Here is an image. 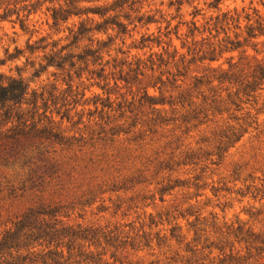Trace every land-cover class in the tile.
<instances>
[{
	"label": "trees",
	"instance_id": "1",
	"mask_svg": "<svg viewBox=\"0 0 264 264\" xmlns=\"http://www.w3.org/2000/svg\"><path fill=\"white\" fill-rule=\"evenodd\" d=\"M146 1L112 0L99 5L96 3L100 0H0V23H18L25 32L29 17L49 3L46 11L50 14V29L58 33L64 27L68 32L65 44H59L62 39L51 42L45 37L33 42L28 39L25 50L17 47L14 53L6 50V58L0 60V66H3L7 61L28 54L26 62L34 57L30 61L33 77L52 68V76H61L66 85L57 97L44 90H31L20 76L0 72V166H17L41 186L47 181L69 178L76 168L74 164L82 160L78 155L83 148H105L121 135H131L129 140L137 141L169 126L188 136L212 122L209 118L219 117L221 124L218 120L212 122L215 124L212 140L202 137L196 142L211 147L212 151L192 148L190 143L184 145L181 136H175L170 144L175 145L177 154L172 152L151 161L156 174L168 173L165 183L163 180L156 191L161 202L164 195L175 189H193L195 197L201 196L198 192L208 186L201 184L202 174L210 166H218L229 149L250 129L256 130L260 126L258 117L264 107V60L250 57L248 49L258 53V46L264 44L258 41L264 37V17L255 8L223 12L221 6L230 0H211L207 6L217 14L205 22L202 30L195 20L199 15L195 10L190 22L180 21L172 29L171 23L166 22L163 34L166 41L158 28L159 36L143 34L137 43L132 39L130 25L135 28L138 24L159 23L155 15L141 13ZM193 1L176 0L168 7H175L179 12L184 4ZM260 3L264 6V0ZM19 4L23 6L17 9ZM13 15L15 20H11ZM73 18L79 20L70 23ZM183 26L187 31L181 48L186 49L187 55L178 52L171 38L174 35L180 40L179 31ZM230 26L237 31L233 38L229 36ZM205 32L213 41L203 38ZM220 33L224 37L218 40ZM125 36L132 39V46L127 51L114 48L115 39ZM199 36L201 39L197 40ZM124 43L123 39L121 44ZM153 45L162 52H153ZM131 49H148V56L142 59L137 54L131 55ZM235 51L239 52L238 61L231 63L234 58L229 57L228 69L209 66L206 74L194 76L189 84H185L188 67L193 63L210 64L224 53ZM39 53L41 57L37 56ZM118 55L124 58L119 59ZM186 56L190 57L186 59ZM248 58L253 61L244 63ZM83 78L89 87H97L106 93L105 99L99 95H93L92 101L85 99V90H80ZM75 79L79 84H73ZM122 83L137 88V95L130 103L111 100V91L120 90ZM149 89H154L158 96L149 94ZM52 91L56 89L52 87ZM45 95H48L47 99ZM261 100L263 107H258ZM49 101L53 110H49ZM89 102L94 111H76L78 106L89 105ZM134 104L147 110L142 119L134 114L135 108H131ZM246 106L254 110V115ZM224 115L226 118L222 119ZM64 122L72 127L83 125L87 137L84 133L67 135L61 129ZM179 168H189L186 174L197 170L199 173L193 175L192 182L171 180L170 174ZM126 183L133 185L140 180L133 178ZM113 189L126 190L125 186ZM211 191L217 193L218 189L212 186ZM236 193L241 198L256 199L260 193L264 197V181L238 189ZM69 208L46 203L31 207L16 218L0 233V264H161L159 261L133 262L126 256L121 259L118 253L122 254L128 248H160L167 243H175L194 261H207L208 264H250L261 260L264 254L263 233L238 221L219 223L212 213L206 217L199 211H192L193 207L156 215L150 213L149 230L165 224L168 228L158 230L153 236L142 231L141 235L133 237L124 235L118 228L71 224L66 211ZM179 220L185 221V229Z\"/></svg>",
	"mask_w": 264,
	"mask_h": 264
},
{
	"label": "rangeland",
	"instance_id": "2",
	"mask_svg": "<svg viewBox=\"0 0 264 264\" xmlns=\"http://www.w3.org/2000/svg\"><path fill=\"white\" fill-rule=\"evenodd\" d=\"M111 1L100 0L96 4L101 5ZM175 1L148 0L144 2L141 13L148 12L150 15H155L159 23L150 24L149 26L138 24L135 28L134 25H130L129 30L132 32V39L138 43L140 36L143 34H153V37H157L159 36L158 28H160L162 39H164L163 34L166 32V22L171 23L170 29L180 21L190 22L195 10H198L199 13L195 20L200 30H202L205 22L217 14V12L207 6L211 0H195L189 5L184 4L179 12L176 11L175 7H168L170 2ZM22 6L23 4H19L16 8L20 9ZM85 6L89 5L85 4ZM48 7H50L49 3L43 4L37 13L29 17V26L25 32L20 29L18 23L12 24L8 21L0 23V60L6 58V50L9 53H14V48L16 47L25 50V44L28 39L31 42L40 37H45L47 42L62 39L59 44H65L64 38L68 32L64 27H61L58 33L50 29V14L46 11ZM10 8H13V6L10 5ZM242 8H255L264 17V6L261 5L260 0H230L224 2L221 6L223 12L233 11L234 9L240 11ZM1 12L2 9H0ZM132 16L135 15L132 14ZM15 18V15H13L11 20H15ZM78 20L73 18L70 23ZM243 25L244 23H242ZM186 31L185 26L180 28V40L171 35L173 45L180 54L184 55H187V53L186 49L181 48V42ZM234 34H237V31L230 26V38H233ZM212 35H215V32ZM210 37L206 32L203 34V38ZM223 37V33H220L218 40ZM102 38H105V36H102ZM123 39L125 40L124 45L121 44ZM123 39L116 38L113 47H120L123 51H127L132 46V39L128 38V36L123 37ZM200 39V36L197 37V40ZM163 41H166V39ZM210 41L213 40L211 39ZM258 41L261 44L264 43V37H261ZM152 51L161 53L162 49L153 45ZM130 54H137L142 59H146L148 49L141 51L131 49ZM248 54L257 60H264V44L258 46V53L248 49ZM41 55V53L37 54L39 57ZM28 57L29 55L25 54L19 59L7 61L5 65L0 66V72L13 77L20 76L29 84L31 90H37L38 92L44 90L58 97L62 93L61 91L66 89L61 76L53 77V69L49 68L39 77H33L30 61L34 57H30L29 61L26 62ZM189 57L186 56V59ZM229 57L234 58L231 63H237L239 52L224 53L218 61L210 64L208 62L193 63L188 67L187 77L184 80L185 84H189L194 76L206 74L208 72L206 69L209 66H221L223 69H228L229 64H231L228 63ZM118 58L122 59L124 57L118 55ZM104 59L106 60L107 58L105 57ZM249 61L252 62L253 60L248 58L243 62ZM35 68H38L37 65ZM82 81L83 85L80 90H85V99L92 101L93 95H99L102 99H105L106 93H103L97 87H89V83L84 78ZM73 84L77 85L79 82L75 79ZM52 87L56 91H52ZM119 87L120 90L111 91V100L115 101V103L132 102L133 96L137 95L136 86H125L122 83ZM148 92L151 95L158 96L154 89H149ZM138 97H135V99H138ZM45 98L47 99L48 95H45ZM48 104L50 106L49 110H53L54 107L50 101ZM262 104L261 100L258 107H263ZM137 106V104H134V107L131 108H135L134 114L142 119V114H146L147 110ZM246 107L254 115V110L250 109V106ZM88 110L94 111L92 102H89V105L76 108V111L84 113H87ZM261 111L258 117L260 123L258 129H250L234 147L229 149L218 166H210L202 174L201 184L206 183L208 186L198 192V195H201L199 197L194 196L193 189L182 188L167 193L163 197L164 201L161 202L160 196L156 191L163 182L165 183L164 179L167 178L168 173L156 174L151 161L153 162L158 157L164 158L172 152L177 154L178 151H175V145L170 144L175 136H181L184 145L190 143L192 148H201L202 151L208 152L212 151L211 147L197 145L196 142L202 137L212 140L211 133L215 127L212 122L218 120V124H221L222 120L219 117L209 118L212 122L201 126L188 136L181 135L179 130H174L173 127L169 126L159 130L154 135H147L137 141H130L131 135H121L105 148H83L78 155L82 160L74 164L76 168L71 172L69 178H64L62 181H47L41 186H38L39 183L34 179L30 180L26 172L17 166H0V233L9 228L16 218L20 217L29 208L50 203L70 206L71 208L66 209V211H68L67 215L69 214L68 222L71 224L97 225L109 227L110 229L118 228L124 235L129 237H133L136 234L141 235L142 231L150 232L153 236L158 230L168 228L165 224L163 227L159 226L149 230L147 228L148 214L156 215L166 211H173L176 208L179 211H184L189 207H193L192 211H199L206 217H209L208 214L212 213L219 223H235L238 221L246 224L253 231L264 234L263 194L260 193L256 199H252L251 197L241 198L236 193L238 189L243 190L248 185L261 184L264 181V107ZM225 118L226 115L222 117V119ZM57 120L58 118H56ZM75 120L76 118L73 119V121ZM230 124L232 123L230 122ZM61 129L67 135L76 134L78 136L84 133V136L87 137V131H85L86 129H84L83 125L72 127L64 122ZM135 133L137 134V131ZM187 172H189V168H179L176 172L170 174V179L190 180L192 182L193 175L199 173L198 170L190 174H186ZM133 178H139L140 183H134L133 185L126 183V181ZM122 186H125L126 190L117 189V191L115 189V191L113 189V187L121 188ZM212 186L218 189L217 193L211 191ZM214 194L217 195L214 196ZM190 220L192 221L193 218ZM179 223L183 226V229L186 228L185 221L179 220ZM140 249L132 250L128 248L122 254L119 252L118 257L126 256L129 261L144 263L159 261L161 264H208L207 261H194V258L183 253L175 243H167L161 245L160 248L152 246L151 249ZM250 264H264V254L261 260Z\"/></svg>",
	"mask_w": 264,
	"mask_h": 264
}]
</instances>
